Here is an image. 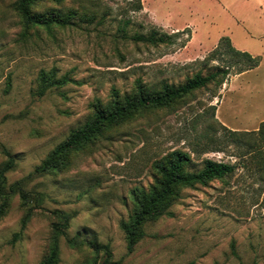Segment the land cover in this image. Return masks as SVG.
Returning <instances> with one entry per match:
<instances>
[{
	"label": "rangeland",
	"instance_id": "rangeland-1",
	"mask_svg": "<svg viewBox=\"0 0 264 264\" xmlns=\"http://www.w3.org/2000/svg\"><path fill=\"white\" fill-rule=\"evenodd\" d=\"M17 2L0 0V170L3 149L13 158L4 174L10 195L0 199V264H42L53 225L63 223L58 213L68 220L57 264H104L102 250L96 256L86 245L69 246L75 236L107 246L112 264H264V143L262 125L253 127L264 117V0L40 2L33 12L72 13L68 25L49 28L27 23ZM151 32L164 42L136 39ZM224 38L259 66L223 94L245 63ZM226 67L220 88L210 83L173 107L143 112L72 154L63 171L34 173L95 105L131 97L139 85L155 94ZM221 96L224 116L247 127L217 120ZM174 150L190 155L189 172L204 159L236 170L225 182L180 189L171 215L146 222L129 252L120 225L132 213L133 192L149 190L154 163ZM14 183L26 200L10 190Z\"/></svg>",
	"mask_w": 264,
	"mask_h": 264
},
{
	"label": "trees",
	"instance_id": "trees-1",
	"mask_svg": "<svg viewBox=\"0 0 264 264\" xmlns=\"http://www.w3.org/2000/svg\"><path fill=\"white\" fill-rule=\"evenodd\" d=\"M52 1L56 4L63 0H18L16 4L17 12L25 19L27 23L35 26L51 27L53 25L63 27L69 24L72 13L65 15L54 10L44 12H33L32 9L40 2ZM138 40H145L151 44L164 42L163 37H156L155 32L144 37H136ZM229 44L227 38L220 42ZM229 52L235 58H242L245 63L235 74H241L252 70L259 66V59L253 57L247 52H242L234 49L229 44ZM233 67V65H229ZM230 67H226L223 71H216L207 76L195 75L191 80L178 87H164L159 93H147L140 85L137 92L131 97H125L123 100H114L108 107H103L100 104L94 106V112L90 120L82 127L71 132L69 136L58 146H56L42 161L40 166L35 170V174L55 173L65 170L69 163L71 155L92 145L100 137L107 134L122 125L132 122L138 115L143 112L153 111L157 109L169 108L182 102L184 98L191 95L195 91L202 89L212 83L215 88H220L226 77L230 74ZM41 80L46 82V75L41 73ZM58 84H63L59 82ZM45 89V88H44ZM258 135L262 136L264 143V122L261 123ZM232 135L237 136V132L230 131ZM240 135V134H239ZM3 152L7 156L6 165L0 170V199L8 197L9 192L5 191L4 174L13 166V158L5 149ZM192 159L186 152L174 150L164 155L160 160L154 163V169L157 173V178L148 191L140 190L133 192L134 207L127 222H122L120 227L125 234L127 249L132 251L136 243L143 238V225L148 221H154L162 215L170 216L168 211L172 202L178 197L179 191L182 188H193L196 185L205 186L214 180L225 182L226 178L234 174L236 167L233 164L215 162L210 159L202 161V168L197 172H189L187 170ZM10 190L13 193L20 194L22 200H26L27 196L22 191L19 183L11 185ZM6 203L3 201L0 205V215L4 214ZM63 223L61 225H53V241L50 246L47 257L42 264H57L58 263V244L57 240L63 231L60 230L67 227L68 217L62 213H58ZM59 228V229H58ZM67 244L71 247H79L86 245L91 253L98 255V251L102 250L106 256L104 264H112L111 252L107 246L98 247L92 243L83 241L79 236H75L67 240ZM92 264H97L94 261Z\"/></svg>",
	"mask_w": 264,
	"mask_h": 264
},
{
	"label": "crops",
	"instance_id": "crops-1",
	"mask_svg": "<svg viewBox=\"0 0 264 264\" xmlns=\"http://www.w3.org/2000/svg\"><path fill=\"white\" fill-rule=\"evenodd\" d=\"M251 71V70H249ZM246 71V72H249ZM244 72V73H246ZM243 74V73H241ZM236 75L235 77H233L231 79V81L229 82V84H225L223 87V94L230 88H234V79L237 78L239 75ZM225 99H223V96H221V100L219 102V105L217 107L216 110V118L217 120L224 126V127H247V125L245 124V122L241 121V119L239 120V118L234 117L232 120L227 118L226 116H224V108H225ZM264 120V117L259 118L256 122H254V126L253 127H258V125H260L262 123V121ZM243 125V126H242Z\"/></svg>",
	"mask_w": 264,
	"mask_h": 264
}]
</instances>
